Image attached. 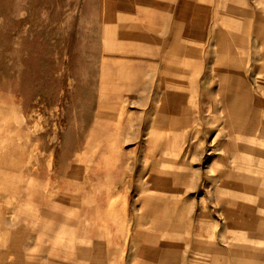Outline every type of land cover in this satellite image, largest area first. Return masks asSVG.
<instances>
[{
  "label": "rangeland",
  "instance_id": "1",
  "mask_svg": "<svg viewBox=\"0 0 264 264\" xmlns=\"http://www.w3.org/2000/svg\"><path fill=\"white\" fill-rule=\"evenodd\" d=\"M0 264H264V0H0Z\"/></svg>",
  "mask_w": 264,
  "mask_h": 264
},
{
  "label": "crops",
  "instance_id": "2",
  "mask_svg": "<svg viewBox=\"0 0 264 264\" xmlns=\"http://www.w3.org/2000/svg\"><path fill=\"white\" fill-rule=\"evenodd\" d=\"M243 90L244 89H239L241 94V103L237 100V103H235L233 107L230 105V99H228L227 96L220 95L221 99L219 101V103L221 102L222 110L225 112L224 122L228 123L231 132V134L230 133L228 134V139H227L228 141L225 140V144L222 145L228 146L231 143V139H232L233 142L232 146L234 147V150H238V151H240L241 149H247L249 145H246V142H251L252 144L253 142H255L256 137L254 138V134L256 128L258 127L256 122L257 113L246 106L248 101L250 100L248 99L250 94L246 90L245 91ZM247 120H249V123H247ZM186 136L187 134L184 135V137ZM240 138L242 141L235 143L234 140ZM180 150L181 149H178L175 158L171 160L173 164L171 166L178 165L180 161H182L181 154L183 156L188 157L189 149L184 150V152H181V154H180ZM228 158H229L228 156L224 158V162L226 164ZM157 163L159 164V161Z\"/></svg>",
  "mask_w": 264,
  "mask_h": 264
}]
</instances>
